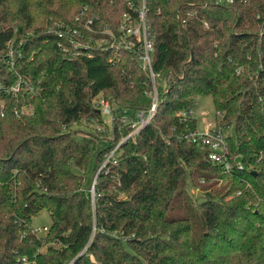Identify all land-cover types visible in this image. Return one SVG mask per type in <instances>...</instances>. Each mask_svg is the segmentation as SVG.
<instances>
[{"label": "trees", "instance_id": "obj_1", "mask_svg": "<svg viewBox=\"0 0 264 264\" xmlns=\"http://www.w3.org/2000/svg\"><path fill=\"white\" fill-rule=\"evenodd\" d=\"M84 4L95 28L115 32L129 10L127 0H0V55L20 82L0 113V264H264V0H146L150 66L139 42L98 47L89 30L93 41L68 56L61 35L41 30ZM153 84V114L129 135ZM99 94L117 106L110 137H76L74 122L102 119ZM200 94L233 126L229 169L184 136L196 120L177 112ZM41 209L43 235L31 225Z\"/></svg>", "mask_w": 264, "mask_h": 264}, {"label": "built area", "instance_id": "obj_2", "mask_svg": "<svg viewBox=\"0 0 264 264\" xmlns=\"http://www.w3.org/2000/svg\"><path fill=\"white\" fill-rule=\"evenodd\" d=\"M223 1V0H217ZM231 1V0H226ZM139 2L140 7L137 9V23L135 22L130 26L126 24V20L123 23H120L117 27V31H113L112 28L108 24H104L95 28L93 26L94 23H97L100 19L98 14H88L86 11L88 10L87 5H82V7L78 10V12L74 15L71 23H66L63 21L56 22L51 29L61 35L62 38L58 41V45L62 48V50L71 47L73 51L79 52L78 47H87L86 44L93 41V37H89L87 35L88 31H95V33H99L98 37L93 41L94 44L98 47H102L105 45L123 47L129 50H134V46L137 42L141 44V50L138 49L139 57L142 60L145 66H150V50H151V39H150V29L148 24L146 23L145 18V10H146V0H137ZM135 0L131 1V4H134ZM129 15H126L128 18ZM104 31L109 33L111 37L104 34ZM114 34L120 36V38H114ZM128 35V36H127ZM83 37H85L83 39ZM129 37V38H128ZM9 55L12 57V51L9 50ZM10 59V58H9ZM22 79V78H21ZM22 87H24L22 79ZM20 82L17 80L16 82V92L19 88ZM28 87H24L27 89ZM154 88V86H153ZM12 91V90H11ZM156 104V91H154V97L151 102V106L146 111H139L137 113V118L134 122L131 123L133 129L129 133L132 134L138 131L142 126H144L151 118L153 114V110ZM101 109L109 113L110 105L108 102H104L101 105ZM0 113H3V109L0 108ZM193 109L192 106L187 107L186 109L179 110L177 114L185 118L187 116H192ZM219 114V113H218ZM220 116V115H219ZM186 137L191 140L199 143L206 144L209 147L207 152V158L212 161L220 162L224 165L225 168L229 169L231 167L229 152L226 147V140L222 134L220 125H216L214 122L208 121L205 126V130L199 132L196 127L193 130H190L185 133ZM46 229V226H43ZM33 230L37 233V229L33 228Z\"/></svg>", "mask_w": 264, "mask_h": 264}, {"label": "rangeland", "instance_id": "obj_3", "mask_svg": "<svg viewBox=\"0 0 264 264\" xmlns=\"http://www.w3.org/2000/svg\"><path fill=\"white\" fill-rule=\"evenodd\" d=\"M128 2V7L129 10L125 11L123 13H121L120 16V20L117 24V26L120 23H123L124 20H126V24L129 26H131L134 22L135 24L137 23V9L140 7V4L134 3L131 4V0H127ZM126 15H129L128 18H126ZM57 22V19H51V20H46L42 29L41 30H46V29H51L53 27V25ZM31 31H27L26 34H29ZM105 35H108V37H111V35L109 33H107V31H104ZM128 36V35H127ZM85 37H83L84 39ZM114 38H120L119 35L114 34ZM129 38V37H128ZM19 44L22 42L21 39L18 40ZM9 49V48H8ZM64 51L66 52V54L68 56L74 55L76 54L73 49L71 47L64 49ZM5 54L0 55V60L3 59V61L5 62L6 66L5 67V71L2 74V77L0 78V108L3 109L5 104H9L11 97L10 96H17L19 94V92H17L15 94V89H16V82L17 80L15 79L14 81L12 80L14 75L12 74L11 71L13 70V67L9 65V63L4 60L5 59ZM10 54V53H9ZM10 57V55H9ZM12 58V57H10ZM8 78L10 82H6V80H3V78ZM24 81V79H23ZM158 81L160 83H162L161 78L158 79ZM24 87H30L31 85L27 82V80H25V82H23ZM154 88L151 92V98L153 99L154 97V91H156V87L155 84H153ZM12 90V91H11ZM25 90V89H23ZM22 90V91H23ZM21 92V91H20ZM10 95L7 97V95ZM106 98V97H105ZM95 99V103L100 107L101 109V105L104 102H108L109 101L107 99L102 98V96L99 94L98 96L94 97ZM152 102V101H151ZM110 105V108H116L117 106L115 104ZM192 109H193V113H192V117L196 120V129L199 132H202L205 130V126L206 123L208 121L210 122H214L217 126L220 125L221 127V131L222 134L226 140V135L231 133L233 131V126L230 125H224L221 121V116H219V112L216 111L212 97L210 94H200V95H196L194 102L192 103ZM31 106H27V105H20V106H13L12 105V109L19 113H23V112H28L30 111ZM121 116H122V120L123 122H127L130 118L129 115L127 113H124L123 111L120 112ZM219 113V114H218ZM113 116L111 114V112L106 113L104 111H102V119L101 120H94V121H86V120H82L80 121V123L78 122H74L72 125L74 128H77V132H75V136L78 138H82V137H90V138H96V137H100V136H106V137H110L109 131L112 128V124H113ZM129 134V133H128ZM122 136V138L115 143V145L113 146V148L104 156V159L101 163V166H104L106 164V162L108 161V159L113 158L114 155V151L115 149L118 147L119 143L124 140L127 136ZM226 147H227V143H226ZM227 150L229 152V159H230V163H232V160H238V156L233 154L232 152H230L229 148L227 147ZM238 162V161H237ZM85 177H86V181L85 184L87 186L90 187L91 192H93V186L96 180L95 177V169H91L90 167L88 168V170L85 172ZM202 183L201 181H198L197 186L194 187L192 189V192L195 196H201L200 194V190L197 188L199 186V184ZM121 196H123V194H120ZM50 215L49 212L46 209H41L36 215L32 216L31 218V225L33 228L37 229V233L38 234H45V229L43 228V226H49L50 224Z\"/></svg>", "mask_w": 264, "mask_h": 264}]
</instances>
